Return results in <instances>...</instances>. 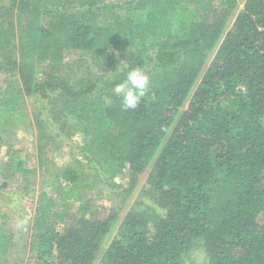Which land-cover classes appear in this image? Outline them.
I'll list each match as a JSON object with an SVG mask.
<instances>
[{"label":"trees","instance_id":"1","mask_svg":"<svg viewBox=\"0 0 264 264\" xmlns=\"http://www.w3.org/2000/svg\"><path fill=\"white\" fill-rule=\"evenodd\" d=\"M215 1H0V71H15L20 83L9 82V97L0 95L3 124L14 122L23 97L35 98L45 171L58 133L73 127L89 136L81 149L90 172L68 167L42 180L34 264H185L197 243L207 264H264V0H246L231 29L226 11L238 0ZM198 11L217 15L196 18ZM120 45L127 70L104 78L89 66L86 75L66 69L73 66L65 62L69 51L110 62ZM146 65L149 92L125 111L113 88ZM9 158L5 179L26 171L20 150L13 148ZM148 166L145 193L163 213L141 201L120 221L80 216L59 227L66 212L44 185L56 192L63 180L93 189L126 168L135 182ZM3 184V191L11 186ZM32 184L26 179L22 196H31ZM4 203L0 260L15 240L6 228L14 208L10 199Z\"/></svg>","mask_w":264,"mask_h":264},{"label":"rangeland","instance_id":"2","mask_svg":"<svg viewBox=\"0 0 264 264\" xmlns=\"http://www.w3.org/2000/svg\"><path fill=\"white\" fill-rule=\"evenodd\" d=\"M107 1L119 2L120 0ZM245 1L238 0V5L233 8L232 12L226 11L229 14L225 21V26L228 29L233 27L234 19L242 9ZM215 2L218 3L219 1L216 0ZM189 4L185 3L183 5L188 6ZM217 6L220 5L217 4ZM198 12L199 14L195 12L196 18L204 16V19L208 20H212L217 15L215 12L210 13L208 16L207 14H202L200 11ZM14 21H16V17H14ZM122 47L123 45H120L110 52V55H112L110 62L99 61L93 63L88 57V60L86 59V54L83 51H69L65 56V62L73 66H66V69H71L69 71H73L79 75H86L84 72L87 66H89L95 73L102 74L104 78L113 76L117 71L127 70L128 67L127 57ZM213 57L214 53L208 58L207 63ZM45 66L46 63H43L42 68L45 69ZM139 67L143 70L146 69L144 71L149 75L151 81L152 73L149 72L147 65ZM14 81H16V88H20L18 74L15 71L1 70L0 95H7L6 85ZM34 106V97H23L22 103L18 106L19 110L17 112L13 111L12 120L14 122L10 120L9 124L4 125L5 120L0 116V221L5 208L4 200L8 198V200L10 199V205L14 208V215L7 221L6 228L15 232L14 244L5 258L0 260V264H15L17 261L18 263L23 261L22 264H34L36 252L32 246V242H34L33 223L37 195L41 189L42 180L49 178L53 180L55 177L51 176L52 173L62 172L68 167H74L86 173L90 172L87 170V159L81 149V146L88 141L89 136L73 127L69 131L58 133L54 137V142L50 143L49 150L47 149L48 152L45 156V167L49 171H45V168H40L39 137L34 117ZM20 109H23L22 111L25 113L24 118L20 115ZM262 120L264 124V117ZM13 148H17L24 154L26 171L10 179H5L4 173L6 172L4 165L10 160L9 155H11ZM150 168L151 166H148L143 172L139 173L135 182L131 181V172L126 168L123 172L118 173L113 180H109V184L106 181H99L93 189L82 187L74 189L73 184H69L63 180H61V183L58 182L56 184L62 185L60 190L56 192L53 191L50 185H44L51 195H54L58 199L63 206L61 209L66 212V220L61 224L59 223V227L64 228L80 216L100 219L114 217L120 221L136 202L141 201L149 205L154 211L163 213V209L156 202L150 200L145 193L150 186L148 180ZM26 179H30L33 182L30 186L32 189L31 196H22L21 194ZM5 182L11 186H7L5 191H3L2 185ZM115 232L116 230L110 234L107 240H111ZM207 263L208 256L202 243L194 244L185 255V264ZM94 264H100V261L97 260Z\"/></svg>","mask_w":264,"mask_h":264},{"label":"clouds","instance_id":"3","mask_svg":"<svg viewBox=\"0 0 264 264\" xmlns=\"http://www.w3.org/2000/svg\"><path fill=\"white\" fill-rule=\"evenodd\" d=\"M150 85L149 75L142 68L136 67L127 72L126 78L116 84L113 91L117 96L122 97V107L125 111L135 110L148 94Z\"/></svg>","mask_w":264,"mask_h":264}]
</instances>
